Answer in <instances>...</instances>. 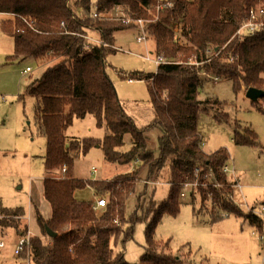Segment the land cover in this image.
<instances>
[{
    "label": "trees",
    "instance_id": "1",
    "mask_svg": "<svg viewBox=\"0 0 264 264\" xmlns=\"http://www.w3.org/2000/svg\"><path fill=\"white\" fill-rule=\"evenodd\" d=\"M252 8L264 9V0H96L93 9L91 0H0V13L11 16L1 22V28L13 37V52L6 64L31 58L45 67L25 89V95L34 99V117L45 137V167L54 175L42 181L50 214L46 218L36 214L40 235L24 247L29 264H209L167 254L155 240L162 218L178 215L181 183L186 175L194 179L196 169L199 182L205 180L209 186L187 191L195 217L207 210L205 223H214L226 213L247 221L257 232L264 231V216L246 211L233 200L230 177L223 170L228 150L204 151L199 128L201 119L207 117L231 128L234 145H258L255 129L244 127L236 118L233 102L198 97L203 75L229 80L236 94L250 87L264 91V27L236 35ZM126 19L145 20L146 36L154 42L156 72L126 73L114 68L121 80L146 83L154 117L143 127L125 112L107 72V58L116 53L115 34L132 27ZM260 20L264 22V15ZM255 103L251 101L253 107ZM88 115L103 128L101 138L65 134L75 119ZM156 129L160 133L157 154L146 142V134ZM94 147L101 149L108 164L131 169L113 180L76 178V158ZM166 167L171 183L166 199L156 204L149 197L143 200L145 213L127 218L126 203L136 185L142 179L158 182ZM203 175L209 176L204 179ZM86 187L96 197L108 195L101 210L93 208L91 200L75 197L77 190ZM147 187L145 183L138 210L143 208L141 198ZM207 201L209 209L204 205ZM148 213L144 253L137 263L127 262L125 243L133 239L136 224ZM24 215L22 206L10 208L0 202V216H5L0 218V227L12 229L18 237L28 231ZM48 230L56 234L50 244L43 239Z\"/></svg>",
    "mask_w": 264,
    "mask_h": 264
},
{
    "label": "rangeland",
    "instance_id": "2",
    "mask_svg": "<svg viewBox=\"0 0 264 264\" xmlns=\"http://www.w3.org/2000/svg\"><path fill=\"white\" fill-rule=\"evenodd\" d=\"M95 2L96 0H91L92 9L95 7ZM10 18L9 14L0 13V201L10 208L23 207L25 215L22 219L26 222L28 231L25 236L18 237L12 229L0 227V242L3 243L0 247V259L2 264H27L28 253L23 249L19 258H16L14 248L20 238L29 242L30 238L40 235L36 226V214L38 212L45 218L50 214V207L42 193V181L54 175L46 169L44 164L46 141L39 132V126L34 117V99L25 95V89L31 79L39 77L45 67L36 65L31 58L6 64V57L13 52V37L2 30L1 22ZM145 22L141 20L140 25L138 21L128 22L126 19L125 23L132 24V27L116 33V44L114 43L116 53L107 58L110 65L107 67V72L114 82L124 110L138 127L145 126L154 117L146 83L136 81L129 84V81L120 79L114 68L126 73L156 72L154 55L147 49L150 46L153 52L154 42L146 36ZM172 28L177 36V25L173 24ZM143 35L145 38L138 41L137 38ZM91 36L95 39V36ZM211 52L212 49H210ZM26 67H29L30 71L23 74ZM20 95H24L22 100L18 99ZM198 97L200 100L216 97L233 102L237 107L236 118L243 121L244 127L252 126L255 129L258 145L237 146L231 140L232 133L228 125L214 123L207 117H203L199 123L205 140L204 151L213 152L221 147L229 151L226 163L228 171L224 172L230 177L235 203L246 211L251 208L259 209L264 204V114L258 109L264 111V101L258 99L253 107L242 90L238 94L233 91L229 80L214 79L205 75L202 76ZM256 104L260 108H257ZM65 134L79 138H101L104 130L96 126L93 115H88L83 119H75ZM159 134L157 129L150 130L146 134L147 147L155 154H157ZM125 141L128 145V136ZM93 167L97 169V172L93 173ZM131 167L108 164L103 158L101 149L94 147L76 158L73 174L79 179L113 180L116 175L128 172ZM167 177L168 168L166 167L158 182L142 179L136 185L135 193L130 195L126 203V217H130L135 212L139 215L145 213L146 205L143 200H149V197H152L156 204L166 199L171 185ZM237 182L242 184L241 188H235ZM145 183L148 187L141 198V204L144 205L138 210L139 196L144 191ZM93 195L89 187L75 192V197L82 200H91ZM101 197L105 198L107 203L108 195ZM181 198L182 204L178 215L164 216L155 230V240L162 246L165 253L179 255L182 260L192 263L264 264L261 242L256 237L258 234L253 233L255 228L247 221L224 213L220 220L205 223L209 212L204 210L195 217L187 194ZM93 204L95 206V202ZM210 204V201H207L204 205L209 209ZM103 207H99L98 211ZM4 217L0 216V218ZM150 217L151 214L148 213L142 222L136 224L133 239L125 243L124 258L127 262L137 263L144 253L145 227ZM46 236H49L48 233ZM115 249L117 252L119 248Z\"/></svg>",
    "mask_w": 264,
    "mask_h": 264
},
{
    "label": "built area",
    "instance_id": "3",
    "mask_svg": "<svg viewBox=\"0 0 264 264\" xmlns=\"http://www.w3.org/2000/svg\"><path fill=\"white\" fill-rule=\"evenodd\" d=\"M263 15H264V10H262V9H260V10L254 9V8L250 9L248 19L237 29L236 35L237 36H244V35L250 34L251 32H253L256 29L264 27V22L260 20V17ZM138 23H140V25H141V20H138ZM144 38L145 37L143 35L141 37H138L137 40L141 41ZM29 71H30V68L27 67L23 70V74H27ZM129 82L131 83L132 80H129ZM223 170L225 172L228 171L227 165L224 166ZM95 171H96V168L93 167V173H95ZM194 173H195L194 179H191L189 175H186L184 177V180L181 183V189H182L181 193H180L181 197H184L187 194V191L192 189V188H196L198 186L206 188L209 186V183H207L205 180L203 182H199V180H198V174H199L198 169H196L194 171ZM208 176L209 175H203V178L207 179ZM211 184L214 187H219V184H214V183H211ZM235 186L237 188H240V184L238 182L236 183ZM92 201L95 202V206H94L95 209H98L99 207H103L106 204V202H105L106 200L103 197L97 198V199L95 197V198H93ZM249 210H252V212L257 214V215L264 216V205H262L259 209H254V208L252 209L251 208ZM253 233H255V235L258 234V235H256V237L261 242V253H262V257L264 259V231L263 232H257L256 230H254ZM50 238H51L50 236L43 237V239L45 240V242L47 244L51 243ZM28 243L29 242L26 241L25 239L20 238L19 242L16 244V246L14 248V254H15L16 258H19L18 256L20 255V253L24 249L25 245L26 244L28 245ZM2 246H3V243L0 242V247H2ZM28 256H29V254H28ZM27 264H29V261H27Z\"/></svg>",
    "mask_w": 264,
    "mask_h": 264
},
{
    "label": "water",
    "instance_id": "4",
    "mask_svg": "<svg viewBox=\"0 0 264 264\" xmlns=\"http://www.w3.org/2000/svg\"><path fill=\"white\" fill-rule=\"evenodd\" d=\"M245 96L250 100V101H257L258 99H261L264 97V91L256 88H248L245 91ZM48 235L50 237H55L56 234L52 231H47Z\"/></svg>",
    "mask_w": 264,
    "mask_h": 264
},
{
    "label": "crops",
    "instance_id": "5",
    "mask_svg": "<svg viewBox=\"0 0 264 264\" xmlns=\"http://www.w3.org/2000/svg\"><path fill=\"white\" fill-rule=\"evenodd\" d=\"M115 35H116V34H115ZM115 38H116V36H115ZM115 44H116V43H115ZM147 49L150 50V54H151V53H152V51H151V47L148 46ZM155 62H156V61H155ZM156 64H157V63H156ZM26 68H27V67H26ZM127 82H128V81H127ZM128 83H129V84H132V83H134V81L131 82V83H130V82H128ZM242 91H243V93L245 94V91H246V90H242ZM226 149H227V148H226ZM227 150H228V149H227ZM228 152H229V151H228ZM233 161H234V160H233ZM96 172H97V169H96ZM238 177H239V176H238ZM238 182H239V181H238ZM240 185H241V187H242V184H240ZM241 187H240V188H241ZM235 188H237V187H235ZM233 191H234V189H233ZM93 198H94V195H93V197L91 198V201L93 200ZM78 199H80V198H78ZM0 202H1V201H0ZM1 203H2V202H1ZM2 204H3V203H2ZM3 205H4V204H3ZM4 206H5V205H4Z\"/></svg>",
    "mask_w": 264,
    "mask_h": 264
}]
</instances>
